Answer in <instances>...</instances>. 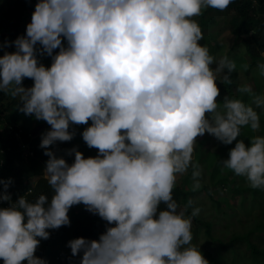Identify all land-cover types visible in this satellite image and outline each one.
Segmentation results:
<instances>
[{"label":"clouds","instance_id":"obj_1","mask_svg":"<svg viewBox=\"0 0 264 264\" xmlns=\"http://www.w3.org/2000/svg\"><path fill=\"white\" fill-rule=\"evenodd\" d=\"M231 3L38 0L26 34L3 45L15 50L0 55V92L50 125L40 146L49 157L43 175L52 195L12 201L11 178L0 181V200L9 201L0 207L3 264H48L35 255L37 247L49 229L69 225L70 208L81 203L107 224L98 239L68 241L78 264H209L192 243V221L201 209L191 199L181 207L173 196L190 168L192 190L201 187L196 137L236 141L222 166L264 190V94L242 83L240 95L217 101L216 82L232 84L237 66L199 43L204 33L194 19ZM43 55L51 57L50 66L40 62ZM258 68L264 74V63ZM25 78L34 83L26 87ZM74 125H88L82 138L98 152L85 157L74 146L69 163L48 146L71 141ZM245 126L260 133L250 146L237 139Z\"/></svg>","mask_w":264,"mask_h":264},{"label":"trees","instance_id":"obj_2","mask_svg":"<svg viewBox=\"0 0 264 264\" xmlns=\"http://www.w3.org/2000/svg\"><path fill=\"white\" fill-rule=\"evenodd\" d=\"M12 1L23 9L29 7L31 9L30 16H32L35 4L38 2V0ZM7 16L5 12L0 14V48L2 49L0 55H3L5 51L15 50L14 45L4 47L5 41H14L19 35L26 34L23 31V27L16 31L8 28L5 23ZM220 18H223L225 23L220 24L219 27L229 29V33L234 38L233 45L235 47L239 44L244 45V55L248 59V67L252 68L263 62L264 0H232V3L224 11L209 7L203 10L201 14L202 31L208 32L205 24L220 22ZM3 31H8V34L2 35ZM2 38L4 39L2 40ZM202 43L207 44V46L211 45L206 40V37H204ZM213 47L216 49L217 46ZM210 52L213 53L214 51L210 50ZM220 55H222V52ZM232 80L233 83L229 85H225L220 81L216 82L220 89V93L216 98L217 101L222 102L225 95H240L236 92V88L240 84L236 81V73L234 72L232 73ZM33 83L30 78H25L23 81L26 87L31 86ZM254 85L258 89V83H254ZM243 98L249 99L246 94ZM14 101L18 103L11 96L0 92V181L11 178L12 183L7 192L11 195L12 201L24 194L30 201H34L41 194H46L50 198L52 189L43 175V169L49 157L45 155V149L40 146L43 134L41 125L45 124L48 127L44 129V132L50 128V125L46 121L37 119H35L37 120L36 123L32 125L31 120L34 115H26L19 111L18 108H14L12 106ZM90 123L91 121H89ZM263 123L264 113H261V124ZM87 126L74 125L76 135L71 141L57 142L48 147L57 156H64L69 163L74 160V154L68 156L67 150L74 146H78V150L85 157L95 156L98 149L89 148L81 135ZM260 133H264V125H261ZM260 133H254L247 126L241 129V137L248 146H250V137ZM207 137H209L207 133L196 137V139L202 140L196 147L201 152L199 163L206 164L200 165L205 175L201 176V182L207 181L206 185L201 183V187L198 190H192V186L188 182V179L192 180V178L189 177L191 174L188 171L181 180V184L186 187L177 183L173 190L174 199L177 200L181 207L191 199L193 201L192 207H196L202 206L201 204L197 205L195 202L196 200H202V191L205 192L206 196L213 199L215 198L213 197L214 193L218 194L217 196L219 197L222 194L219 191H224V187H226L230 196L239 195L247 215L253 208V217L251 219L253 222H257L255 229L262 232V234L255 236L256 238L253 240L248 236L250 229L246 233L235 234L229 238L220 237L214 232V220L212 221V219L205 216V214L209 213L208 210L202 209L192 221L199 226L200 236L204 239L203 242H200V244L202 243L201 247L204 251H208L211 248L217 250L216 256L220 260L218 261L219 264H228V258L231 261L229 264H264V190L245 187L243 183H247V181L244 177L236 176L231 170L222 166L220 161L228 158L230 149L234 147L233 145H225L222 142V145L214 144ZM23 146L26 147V151L21 149ZM186 177L187 179L185 180ZM203 177H206V179L204 180ZM4 191V186L0 183V194ZM222 199L224 203H228L226 197ZM213 202L221 204L222 201L215 198ZM8 204L9 201L0 200V207H7ZM191 210L192 208L189 207V214ZM68 215L70 224L61 226L58 229H49L50 237L46 240H41V244L37 247L35 255L45 258L48 264H78L79 256L74 257L72 255L68 241L78 237L98 239L99 235L105 231L107 222L100 218L99 215L89 212L82 203L72 206ZM248 220L250 219L248 218ZM206 248L207 250H205ZM0 264H3L2 259H0Z\"/></svg>","mask_w":264,"mask_h":264},{"label":"rangeland","instance_id":"obj_3","mask_svg":"<svg viewBox=\"0 0 264 264\" xmlns=\"http://www.w3.org/2000/svg\"><path fill=\"white\" fill-rule=\"evenodd\" d=\"M9 10V11H8ZM30 11L31 9L29 7H27L26 9H23L22 7H20V5H18L16 2H13L12 0H0V14H4L7 13V18L5 19V23L8 25V28H12L14 29V31L20 29V27H23V31L24 33H26V26L28 23L31 22V16H30ZM194 19H196L199 23V25L201 26L202 22H201V15L194 17ZM219 19V17H218ZM225 20L223 18H220V22H214V23H206V28L208 30V32L203 31L204 33V37H206V40L208 42H210V46L208 45L209 49L211 51H214L212 54L214 56H216L217 58H219L220 56L224 55L226 52L228 54V56L230 58H232L235 63H236V71H234V73H236V81L239 84L242 83H249L252 85L254 91L258 94H264L263 93V89H264V74H261L258 65L257 66H253L252 68L248 67V59L247 57L244 55V45L243 44H239L238 46H234L233 42H234V38L233 35L231 33H229V29L228 28H220L219 25L224 22ZM16 25H15V24ZM3 34H8V31H3ZM1 38V37H0ZM7 38V37H4ZM2 38V40L4 39ZM204 39H202L201 41H199L200 44L203 45L202 41ZM10 41V40H9ZM207 45V44H206ZM220 45V46H219ZM213 46H217L216 49H214ZM1 48H0V53H1ZM59 49H56L54 51H58ZM222 52V55H220V53ZM263 54V60H264V53ZM40 62H42L43 64H45L46 66H50L51 64V57L47 56V55H43L40 57ZM261 63H264L261 62ZM260 63V64H261ZM254 83H258V89L256 88V86L254 85ZM259 90H261V92H259ZM249 97V96H248ZM246 101L251 102V98L249 97V99H246ZM15 105H17V102L14 101L12 106L14 108ZM37 120H35V118L33 117L31 120L32 125H34L36 123ZM261 125H264L261 124ZM40 126V125H39ZM47 125L42 124L41 125V129L44 133V129H47ZM207 135L209 137V140L211 141V143L214 144H219L222 145V143L217 140L214 136L210 135L207 133ZM237 139H242L241 136H238ZM197 143L194 146V153H193V163L195 162L196 164L200 165H206L205 163H199V157L201 155L200 150L197 149V144L202 141L201 139H196ZM236 141H233V143L231 145L235 146ZM21 149H24L26 151V147L23 146L21 147ZM201 168V166H200ZM202 169V168H201ZM190 174L192 169H189ZM210 171H212V169H210ZM186 174L179 176L177 183L181 184V180L182 178H184ZM202 176H205L202 172ZM191 177V176H189ZM211 177V176H210ZM192 178V177H191ZM209 178V177H207ZM187 179V177L185 178V180ZM203 179L205 180L206 177H203ZM189 184L192 186V180L188 179ZM205 182H201L203 183V185L206 183ZM245 187H249V185H247V183H243ZM183 187H186L185 185L181 184ZM206 185V184H205ZM220 190V189H219ZM224 191H219L222 192V194L219 195V197L217 196L218 194L214 193V196L216 199L222 201L221 204H215L213 201V198H209L208 196L205 195V192H201V196H203L202 200H196V204L199 205L201 204L202 206H196L199 207L201 210L202 209H206L208 210L209 213L205 214V216H207L208 218L212 219V221L214 220V232H216L218 234V236L223 237V238H229L232 235L235 234H243L246 233L248 231H251L248 233V236L251 237V239L255 240L254 238H256L255 236L257 235H261L262 232L257 231V229H255L256 227V223L257 222H253L252 221V217H253V208L251 210L250 213H248V215L245 213V209L239 199V195H231L228 193L226 187H224L223 189ZM218 197V198H217ZM226 197V199L228 200V203H224L223 199ZM249 204V203H248ZM255 209V208H254ZM224 211H226V213H224ZM250 220H248V218ZM192 232H193V241L192 243L197 245L198 247L200 246V251L202 252V254L204 255V257L206 259H208L209 264H219L218 261L219 258L216 256L217 255V250H213V248L209 249L208 251H204V249L201 247L200 242L204 241V239L201 238L200 236V229L199 226L196 225L194 222H192ZM264 232V231H263ZM195 238V239H194ZM200 244V245H199ZM211 247V245H210ZM207 250V248L205 249ZM217 257V258H216ZM224 261H226V259H224ZM227 263L229 264L231 261L228 258L227 259Z\"/></svg>","mask_w":264,"mask_h":264},{"label":"built area","instance_id":"obj_4","mask_svg":"<svg viewBox=\"0 0 264 264\" xmlns=\"http://www.w3.org/2000/svg\"><path fill=\"white\" fill-rule=\"evenodd\" d=\"M40 244H41V243H40ZM40 244H39V245H40Z\"/></svg>","mask_w":264,"mask_h":264}]
</instances>
